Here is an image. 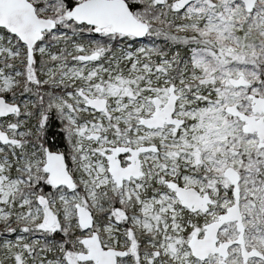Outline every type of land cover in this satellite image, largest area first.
Listing matches in <instances>:
<instances>
[{"label": "snow or ice", "instance_id": "1", "mask_svg": "<svg viewBox=\"0 0 264 264\" xmlns=\"http://www.w3.org/2000/svg\"><path fill=\"white\" fill-rule=\"evenodd\" d=\"M0 264H264V0H0Z\"/></svg>", "mask_w": 264, "mask_h": 264}]
</instances>
